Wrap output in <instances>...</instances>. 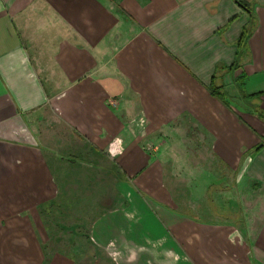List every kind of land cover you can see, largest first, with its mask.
Instances as JSON below:
<instances>
[{
  "label": "crops",
  "instance_id": "1",
  "mask_svg": "<svg viewBox=\"0 0 264 264\" xmlns=\"http://www.w3.org/2000/svg\"><path fill=\"white\" fill-rule=\"evenodd\" d=\"M250 16L214 78L227 106L209 86ZM192 137L230 174L228 219L179 209L165 169ZM82 195L90 243L264 264V0H0V264H44L37 209Z\"/></svg>",
  "mask_w": 264,
  "mask_h": 264
},
{
  "label": "rangeland",
  "instance_id": "2",
  "mask_svg": "<svg viewBox=\"0 0 264 264\" xmlns=\"http://www.w3.org/2000/svg\"><path fill=\"white\" fill-rule=\"evenodd\" d=\"M231 72L221 71L217 73V76L221 74L223 77ZM215 86L220 88L221 93H225L223 81L222 86L217 83ZM237 87H239L238 84ZM195 138H189V144L185 147L188 151H182V146H179L181 151L177 154L180 160H168L170 168L165 170L169 185L179 198L180 210L194 213L193 217L203 220H213V216L208 215L209 212L220 210L223 212L222 219H228L232 206L229 193L232 182L230 174L220 167L219 163L216 164L212 160L209 152L198 151ZM122 192L118 193L119 199H113L112 195L109 201L111 205L108 208H124L126 211L134 208L133 200L129 201ZM84 197L85 195H82L79 199L66 198L61 201L50 199L37 209V212L40 210L43 216L39 220V231L37 230L34 234L37 238L43 239V241L40 239V251L42 257L45 256L44 264H62L60 260L68 257L71 258V264H165L173 256L175 258V252H167V249L161 246L151 247L149 244L143 248L134 247V243L129 242L122 234L108 236L103 242L91 241L92 239L91 243L87 241L86 239L89 240L91 236L85 237V234L81 232V225L86 219H93L96 216L82 215V213L92 206L97 207V201L86 200ZM189 205L193 210L189 208ZM60 209L62 213L56 214ZM72 212L78 215H71ZM34 220L38 221V217ZM73 223L78 228V231H74L75 235L73 231H70V225ZM124 244L127 246L123 247ZM127 259L131 262L126 263ZM145 260L147 263L142 262Z\"/></svg>",
  "mask_w": 264,
  "mask_h": 264
},
{
  "label": "trees",
  "instance_id": "3",
  "mask_svg": "<svg viewBox=\"0 0 264 264\" xmlns=\"http://www.w3.org/2000/svg\"><path fill=\"white\" fill-rule=\"evenodd\" d=\"M254 24H255V21H253L252 17L250 16L249 22H248L247 25L244 26V28L242 30V34H241V36H240V38H239V40L237 42V45H238V48H239V53H238V56H237V61L235 62V64H233L231 67H229L227 69L226 68H223V67L220 68V69H217L216 72H215V76H213V81H212L211 85L209 86V90H210L211 94L213 96H215L216 98H218L219 100H221L227 106L229 105V103L227 101L228 98H227V96H226L225 93H221L219 91L220 88H218V87H216L214 85V81H215L214 78L216 79V77H217V74L216 73H218V72H221V71L223 72V71H226V70L227 71H233V70L239 68V64L242 61L241 60V58H242L241 57L242 51L244 50V48L246 49V44L245 43H246V40H247L248 36L251 33V30H252Z\"/></svg>",
  "mask_w": 264,
  "mask_h": 264
}]
</instances>
